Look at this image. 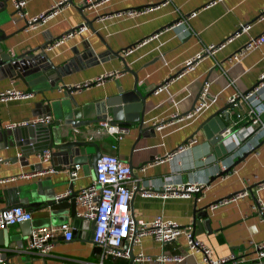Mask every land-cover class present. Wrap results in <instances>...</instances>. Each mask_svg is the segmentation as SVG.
Segmentation results:
<instances>
[{
	"label": "crops",
	"instance_id": "1",
	"mask_svg": "<svg viewBox=\"0 0 264 264\" xmlns=\"http://www.w3.org/2000/svg\"><path fill=\"white\" fill-rule=\"evenodd\" d=\"M80 1L74 0V3L79 4ZM23 2L21 8L24 18L18 15L10 17L2 26L5 34L15 32L23 26L24 20L45 11L50 7L52 0ZM13 9L12 2H9L7 11ZM121 10L140 11L133 16L111 15L96 21L94 28L97 33L88 28L81 36L66 39L46 50V54L55 65H59L72 56L74 48L82 51V41L85 39L99 55L103 54L108 46L112 51H120L130 70L138 77L139 91L146 95L163 85L167 79L174 77L184 69L188 60L203 53L207 47L214 46L212 52L215 53L199 60L191 71L176 77L162 87L159 93H153L147 98L143 116L144 127H158L164 123L160 129H155L154 136L139 138L138 124H133L125 125L130 131L119 141L105 131H101L93 141L99 145L103 154L114 155L127 163L133 170V184L139 182L140 188L151 184L159 189L170 177L177 182L206 185L203 193L198 196L196 207H209L207 211L210 232L205 230L195 237L209 244L217 258L234 255L239 264H264V260L258 261L254 257L250 246V242L264 240V212L260 213L254 209L256 199L264 206V187H257V184L264 182V138L258 143L255 142L256 151L250 153L230 173L212 180L218 174L220 160L230 156L227 159L235 162L236 157L244 153L245 142L242 141V147L237 149L233 140H225L223 145L227 153H234L223 156L219 152L221 157L217 158L214 147L210 145L203 131L199 130L209 116L228 105V100L234 93L251 91L257 85L259 75L264 73V43L249 51L250 53L240 61L235 62L232 59L250 40L264 33V0H106L90 10L91 12L83 13L91 19L95 14L105 15ZM177 19L184 21L189 31H183L182 26H177V23H174ZM82 22V15L73 5L65 6L57 15L35 29L24 28L16 31L3 41L2 48L9 54H18L42 43L43 36L60 38ZM243 26L249 28L235 35L234 33ZM130 48H133L132 53L126 55V49ZM123 70L122 63L113 57L104 63L66 75L62 81L67 87L87 82L91 84L73 94L79 105H85L115 95L118 86L124 92L130 91L134 79L131 74L123 73ZM112 72L118 73L117 76L105 78ZM100 78V82L93 84ZM205 82L209 83L207 108L196 117L181 119V115L190 111ZM7 89L30 93L31 96L27 99L0 102V128L4 130L7 124L40 116V104L45 105L44 100L52 101L62 97L61 91L33 94L18 80H0V91ZM245 109L246 105L241 103L240 112ZM175 115L176 119L173 118ZM225 124L227 127L229 121ZM242 135L240 133L239 137ZM191 137L195 142L187 150L167 158L186 141H191ZM18 155L16 148H2L0 143V161H6L0 163V180H9L0 184V199L4 196L3 190L17 188L37 178L45 180V185L51 183L56 195L64 196L68 193L71 181L67 172H52L48 169V160H39L41 167L47 171L33 178L29 174V167L38 163V159L29 157L26 166H23L25 161H8ZM142 167H146L144 172L140 171ZM94 178L91 167L81 166L78 178L72 182L74 191L88 187ZM252 186V194L248 192L246 196H237ZM21 195L19 190V196L22 197ZM223 201H226L225 204H220ZM194 203V197L162 200L143 198L136 192L129 209L135 221L147 223L161 216L192 230ZM4 206V203H0V209ZM81 210L77 206V213ZM68 212L64 214L65 222L75 230ZM30 213L31 230L53 226L43 222L46 217L43 210ZM17 226L6 228V234L13 235ZM78 231L81 238L76 239L74 234L70 242L57 236L51 253L43 258L26 251V243H23L21 250L11 245V250L6 253L0 247V259L4 258L8 264L95 262L94 253L97 249L89 239L88 223L81 221ZM2 240L6 243L5 237ZM185 248L184 238L161 244L155 242L152 237L145 236L138 246L133 247V253L137 255L142 252L150 257L171 258L184 254ZM201 262L202 256L198 253L189 255L182 264ZM105 264H129V259L106 261Z\"/></svg>",
	"mask_w": 264,
	"mask_h": 264
},
{
	"label": "water",
	"instance_id": "2",
	"mask_svg": "<svg viewBox=\"0 0 264 264\" xmlns=\"http://www.w3.org/2000/svg\"><path fill=\"white\" fill-rule=\"evenodd\" d=\"M16 1L0 0V80H18L29 88L33 94L43 95L45 92L53 93L55 91H61L62 97L52 101L44 100L45 105L43 106L40 104L42 109L39 112L41 115L45 114L52 117L50 124L34 129L15 128L13 130H4L0 128V143L2 144V148L14 147L19 152L18 156L10 158L8 161H23V163L25 161L23 166H26V160L29 157H34L38 159V163L29 167L30 173L47 171V169L41 167L42 163L39 162L43 157V153L46 152L48 153V163H50L48 169L52 170V172H67L70 174L73 166L79 165L80 167H91L94 176H96V164L102 152L99 145L92 138L94 136V129L98 124L105 122H108L110 125L138 124L139 138L155 135L157 125L147 128L144 127L143 116L146 100L163 85L174 80L184 69L180 70L174 77L167 79L163 85L157 87L154 91L142 95L138 89V77L136 73L130 70L125 59L120 55V51H112L106 46L107 50L99 55L89 46L88 40L86 39L82 41V51L74 48L72 56L66 62L59 65H55L46 54L48 47L59 37L43 36L42 43L23 50L18 54H9V52L2 48L3 41L16 31L26 28L25 20L23 26L10 34H5L2 27L10 20V17L17 15L18 9L14 8L10 12L7 11L8 3ZM68 1L70 5H73L77 9L83 18V22L75 27L85 25L93 33H97L94 28V22L99 21L101 16L104 15L95 14L90 19L83 12H91L90 10L93 9V4L87 3L85 0H81L79 4H75L74 0ZM178 21L179 19L175 20L174 23ZM241 31L242 27L235 33H240ZM206 56L204 55L202 58ZM113 57H116L122 63L124 67L123 73L132 75L134 82L131 90L124 92L118 86L115 95L104 97L99 101L85 105H79L75 101L73 94L79 93L84 88L79 89L74 86L68 88L63 84L62 79L66 75L83 70L86 67L104 63ZM196 101L189 112L194 110ZM231 108L232 105L228 104L218 110L209 116L199 128V130L203 131L210 145L214 147L217 158L221 157L219 152L223 156L234 153H227L223 145L225 140L220 136L225 130V122L229 119L227 110ZM188 113L181 115L180 118L186 116ZM248 155L249 153H242L236 157V161L230 167L225 171H218V174L212 180L230 173ZM229 157H226V159ZM4 162L6 163V161H0V163ZM72 182L69 184L68 193L64 196L56 195L52 184L48 182L50 184L45 185L44 183L46 181H41L39 178L31 180L28 184L17 188L5 189L2 191V195L4 196L0 199V203H4L5 206L0 209V212L13 207H20L33 213L43 210L46 214V217L43 219L45 224L60 226L65 223V212L69 211V218L73 220V227L75 229L73 230V234H75L76 239L81 238L78 227L81 221H84L88 223L90 229L89 239L92 242L94 224L78 216L77 205L75 203L77 192L74 191ZM261 184H264V182L257 184V186ZM136 185L137 190L135 193L140 187L139 182ZM19 190L22 197L19 196ZM252 190L253 186L249 187L246 191L252 194ZM194 202L191 225L194 235L203 233L205 230L210 232V219L207 211L209 207L197 208V198L194 199ZM31 229L32 222L29 221L18 224L16 232L13 235L8 236L5 229L0 230V247L4 249L5 253L9 252L12 246L18 247L21 250L23 243L30 241ZM3 237L6 238V243L3 242ZM60 238L63 239L62 236ZM124 248L128 249L129 252V264H134L135 255L133 253V245L126 244Z\"/></svg>",
	"mask_w": 264,
	"mask_h": 264
},
{
	"label": "built area",
	"instance_id": "3",
	"mask_svg": "<svg viewBox=\"0 0 264 264\" xmlns=\"http://www.w3.org/2000/svg\"><path fill=\"white\" fill-rule=\"evenodd\" d=\"M87 3L93 4L92 8H96L106 0H85ZM23 0L12 2V6L18 9L17 15L24 18L22 11ZM68 0H52L50 7L45 11L40 12L25 20L27 29H35L38 25L44 23L46 20L57 15L65 6H69ZM140 10H121L101 16L99 20L107 16L123 15L133 16L139 13ZM177 26H182L183 31H189L188 26L184 21L179 20ZM249 26H243V29H248ZM88 27L85 25L74 27L67 34L56 39L53 44L48 47L51 49L62 43L64 40L81 36ZM242 32V31H241ZM239 33H235L237 35ZM264 43V33L259 37L250 40L243 46L238 53L233 55L232 59L235 62L244 58L249 51L256 49ZM133 48L127 49L125 54L132 53ZM214 46L207 47L203 53L197 54L193 59L188 60L184 65V70L181 74L191 71L197 62L204 55H212L215 52ZM207 51V52H205ZM206 53V54H205ZM118 73L112 72L106 75L105 78L117 76ZM177 76V77H178ZM102 78L95 83L100 82ZM169 84V83H168ZM166 84V85H168ZM91 84L89 82L82 85L74 86L76 88H86ZM163 85L162 87L166 86ZM159 88L155 94L162 90ZM69 88V87H68ZM264 73L259 75L257 85L247 93L236 92L229 98L228 104L232 105L231 109L227 110L229 115V124L225 130L220 134L224 140H233L237 149L242 147V141L245 142L244 153H253L256 151L255 142L264 138ZM30 93L7 89L0 91V102H9L18 99H27ZM209 83L205 82L202 86L197 104L194 110L189 112L181 119H191L202 113L208 105ZM244 103L246 109L240 112V104ZM176 119V115L173 116ZM52 122V117L45 114L23 120L18 123L7 124L4 128L6 130H13L15 128H36L39 126H46ZM163 124H160L156 129H160ZM101 131H105L108 135L114 137L117 141L121 140L130 128L125 125H110L108 122L98 124L94 129V136H99ZM242 133V137L239 134ZM195 141L191 139L186 144L179 146L173 154L167 156L170 159L175 153H182L187 150ZM48 159V153L44 152L41 162ZM225 159L220 162L218 171H225L232 164L231 160ZM81 167L79 165L73 166L69 174L70 181H75L78 178V173ZM146 167L141 168L144 172ZM45 171L30 173L31 177L36 178L44 174ZM24 177H27L24 175ZM23 178V177H22ZM170 179V180H169ZM167 179L161 188L148 184L145 188L138 189L143 198H157L162 200L167 199H189L203 193L206 185L199 183H182L174 181L172 177ZM9 180H0V184L6 183ZM260 189L264 184L258 185ZM137 190V185L133 184V171L131 167L119 160L116 156L111 154H103L96 164V176L93 183L86 188L79 190L75 196V203L82 210L78 216L83 220L92 222L94 224L92 243L97 251L94 253L95 262L86 263L83 261H75L74 264H105L106 261H115L118 259H129L128 249H125L126 244H132L133 247L138 246L141 239L145 236H150L157 243L165 244L176 241L178 238H184L186 242L185 253L179 256L166 258L164 256L150 257L142 252L135 255L134 263L136 264H182L185 258L189 255L200 254L202 256L201 264H239L234 255L227 257H215L213 255L212 247L195 237L191 229L183 228L174 221L165 219L161 216L156 217L150 222L135 221L130 214V202ZM160 191V192H157ZM247 191H243L237 196H246ZM197 196V197H196ZM226 201L220 204H225ZM260 213L264 212V206L259 199H256V206ZM31 221V213L28 210L20 207H13L0 212V230L11 226L22 224ZM57 236H62L66 242H70L73 237V229L68 223H63L60 226H48L31 230L30 241L26 243L25 250L35 253L40 257H45L51 253L54 242ZM250 246L254 251V257L258 261L264 260V240L260 242H250ZM0 264H8L4 258L0 259Z\"/></svg>",
	"mask_w": 264,
	"mask_h": 264
},
{
	"label": "rangeland",
	"instance_id": "4",
	"mask_svg": "<svg viewBox=\"0 0 264 264\" xmlns=\"http://www.w3.org/2000/svg\"><path fill=\"white\" fill-rule=\"evenodd\" d=\"M69 264H71V263H69Z\"/></svg>",
	"mask_w": 264,
	"mask_h": 264
}]
</instances>
